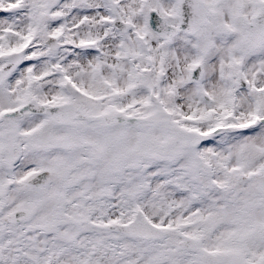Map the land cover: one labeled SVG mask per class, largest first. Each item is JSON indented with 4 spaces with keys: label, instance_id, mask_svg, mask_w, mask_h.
Returning <instances> with one entry per match:
<instances>
[{
    "label": "snow or ice",
    "instance_id": "snow-or-ice-1",
    "mask_svg": "<svg viewBox=\"0 0 264 264\" xmlns=\"http://www.w3.org/2000/svg\"><path fill=\"white\" fill-rule=\"evenodd\" d=\"M0 264H264V0H0Z\"/></svg>",
    "mask_w": 264,
    "mask_h": 264
}]
</instances>
